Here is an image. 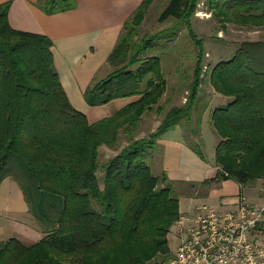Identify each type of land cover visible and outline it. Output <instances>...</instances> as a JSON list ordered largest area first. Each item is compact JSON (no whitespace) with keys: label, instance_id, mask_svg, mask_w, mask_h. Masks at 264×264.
Instances as JSON below:
<instances>
[{"label":"trees","instance_id":"16d2710c","mask_svg":"<svg viewBox=\"0 0 264 264\" xmlns=\"http://www.w3.org/2000/svg\"><path fill=\"white\" fill-rule=\"evenodd\" d=\"M154 1L143 0L125 23L108 58L115 70L85 93L90 106L138 99L96 122L72 105L56 69L54 42L13 28L10 3L0 5V185L7 178L18 183L45 234L31 245L16 237L1 241L0 264H159L169 253L180 202L170 184L160 187L168 178L155 176L147 159L162 134L191 117L206 54L191 22L200 0H170L159 20L186 22L198 60L186 104L166 112L155 132L137 138L144 116L168 89L163 59L146 56L168 31L135 39ZM77 4L37 2L50 15ZM221 8L230 21L264 26V0H226ZM210 80L216 92L231 98L211 115L220 138L216 179L249 185L264 178V40L243 42L233 58L212 67ZM103 146L121 151L103 166L101 180ZM194 148L203 157L200 145Z\"/></svg>","mask_w":264,"mask_h":264},{"label":"crops","instance_id":"0c3cea01","mask_svg":"<svg viewBox=\"0 0 264 264\" xmlns=\"http://www.w3.org/2000/svg\"><path fill=\"white\" fill-rule=\"evenodd\" d=\"M8 2V18L13 28L46 35L54 42L52 51L64 89L72 105L85 113L90 122L111 116L135 100L134 97L122 98L102 106H90L85 93L95 79L109 74L108 58L119 42L125 23L143 0H78L75 9L51 15L37 6L38 0H0V5ZM256 33L257 37L252 41L264 40V29L258 28ZM177 66L175 78L180 79L179 64ZM170 73L168 71V77ZM206 80L205 83L211 84L210 74ZM210 86L212 102L205 103L201 115L195 114L196 119L201 116L197 124L199 128L193 127L190 117L156 140L149 158L152 173L166 175L174 196L179 199L181 214L194 213L204 205L234 209L241 198L252 205L264 206V181L242 185L234 179H216L219 171L216 148L220 138L211 126V115L217 107L229 104L231 98L218 94L212 84ZM168 89L163 102L171 106H166V112L180 107L177 87ZM202 94H205L203 89ZM199 108L197 103L193 112ZM107 109L112 111L107 113ZM164 110V105L160 104L150 112L154 126L161 124L166 114H162ZM196 144L202 148L203 157L195 150ZM33 222L36 220L21 187L13 179H5L0 185V242L12 237L28 245L38 242L45 234ZM258 241L264 247V227Z\"/></svg>","mask_w":264,"mask_h":264},{"label":"rangeland","instance_id":"374dc122","mask_svg":"<svg viewBox=\"0 0 264 264\" xmlns=\"http://www.w3.org/2000/svg\"><path fill=\"white\" fill-rule=\"evenodd\" d=\"M224 1L226 0H200L196 13L191 18L192 26L195 32L200 38L204 40V49L206 54L204 58V80L209 77L212 67L222 60L227 61L233 58L243 42L251 41L252 39L256 38V30L258 28L264 29V26L252 28L249 26H243L242 24L236 23L234 21H230V16L226 15L225 13L227 12L221 8V5L224 3ZM169 2L170 0L154 1L148 13L146 14V18L144 19L141 26H139L135 39L140 41L149 35H153L161 31H168L167 33L165 32L160 36L159 40L156 42L157 44L146 53V56H161L163 59V69L168 81V88H171L172 86L177 87L180 96V107H182L188 100L189 88L193 80L194 70L198 60V50L189 36L188 27L185 21L176 20L174 18H170L165 22H161L159 20L160 15L165 10ZM176 26H179V28L175 30ZM172 29L174 30V34H172ZM176 63L179 64L180 79L175 78L176 73L174 70H176V67L178 68ZM114 70L115 67L110 65L109 74ZM208 70L209 72L207 74ZM168 71H171L169 77L167 76ZM210 85L211 84H209V82L205 83V81H203L201 84V91L199 93L198 99H202L200 102L197 101L200 108L199 111H194L191 115V123L194 125L193 127L195 129L199 128L197 124L201 117L200 116L198 119H196L195 114H197V116L201 115L202 111L205 109V103L208 101L212 102L213 100V94L210 92ZM202 89L205 91V94H202ZM170 93L171 90L169 91L168 96ZM165 97L166 95L164 94L160 103L155 106V109H157L160 107V104L164 105L165 110L162 112V114L166 112V109H168L169 106H171V104L169 105L165 101L163 102V100L166 99ZM134 99L136 100L138 97H134ZM167 105L168 107L166 108ZM111 111V109L106 110L107 113ZM152 118L153 116L151 113H147V115L144 116L143 122L140 123L138 129L136 130L137 138L147 137L158 129L159 126L156 127L154 124H152ZM123 137L125 138V136ZM123 144L124 143H122V145ZM120 149L121 148L118 147L108 148L106 146H103L100 149L99 162L101 168L98 171V177L101 180L104 175L103 166L117 153H119L121 151ZM147 161L149 162V158ZM260 180L264 181V178H260L251 184H255ZM167 184H170V182L165 183L162 181L160 183V187H165ZM101 186L104 187L103 182L101 183ZM262 192L264 193V187ZM34 220H36L35 217ZM33 223L36 228L40 227L37 220L36 223ZM262 227H264V222L260 228L262 229ZM177 243L178 239L175 235V232H173L172 227L171 233L169 235L170 251L165 255L164 259H160V261L157 263L161 264L162 262L168 260L173 253V249L176 248Z\"/></svg>","mask_w":264,"mask_h":264},{"label":"built area","instance_id":"2783aa9c","mask_svg":"<svg viewBox=\"0 0 264 264\" xmlns=\"http://www.w3.org/2000/svg\"><path fill=\"white\" fill-rule=\"evenodd\" d=\"M263 222L264 206L245 198L234 209L200 206L175 221L178 243L161 264H264L258 241Z\"/></svg>","mask_w":264,"mask_h":264}]
</instances>
